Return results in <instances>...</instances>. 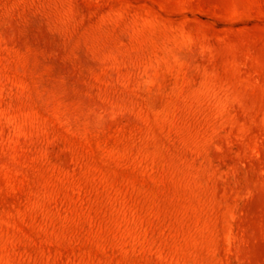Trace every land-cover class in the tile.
I'll list each match as a JSON object with an SVG mask.
<instances>
[{
	"label": "rangeland",
	"instance_id": "rangeland-1",
	"mask_svg": "<svg viewBox=\"0 0 264 264\" xmlns=\"http://www.w3.org/2000/svg\"><path fill=\"white\" fill-rule=\"evenodd\" d=\"M0 264H264V0H0Z\"/></svg>",
	"mask_w": 264,
	"mask_h": 264
}]
</instances>
